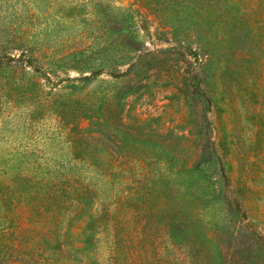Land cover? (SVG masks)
Instances as JSON below:
<instances>
[{
	"label": "rangeland",
	"instance_id": "374dc122",
	"mask_svg": "<svg viewBox=\"0 0 264 264\" xmlns=\"http://www.w3.org/2000/svg\"><path fill=\"white\" fill-rule=\"evenodd\" d=\"M0 264H264V0H0Z\"/></svg>",
	"mask_w": 264,
	"mask_h": 264
}]
</instances>
